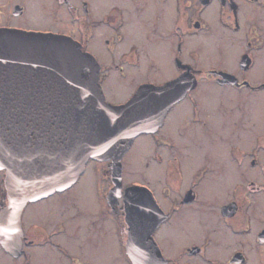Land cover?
I'll list each match as a JSON object with an SVG mask.
<instances>
[{
  "label": "flooded vegetation",
  "instance_id": "1",
  "mask_svg": "<svg viewBox=\"0 0 264 264\" xmlns=\"http://www.w3.org/2000/svg\"><path fill=\"white\" fill-rule=\"evenodd\" d=\"M1 28L74 39L113 104L143 85L185 86L134 139L153 145L145 171L159 166L158 186L125 182L133 141L120 186L115 159L92 158L4 226L0 170V264H135L136 253L146 264H264V0H0ZM209 86L220 88L217 109ZM126 200L142 202L141 227Z\"/></svg>",
  "mask_w": 264,
  "mask_h": 264
},
{
  "label": "water",
  "instance_id": "2",
  "mask_svg": "<svg viewBox=\"0 0 264 264\" xmlns=\"http://www.w3.org/2000/svg\"><path fill=\"white\" fill-rule=\"evenodd\" d=\"M182 81L143 85L125 103L113 104L94 56L74 39L1 28L0 169L10 209L4 226L15 224L28 201L73 184L90 158H114L120 186L121 158L136 136L157 129L183 92ZM126 190L152 197L145 186ZM126 203L133 226L141 227L142 202ZM139 255L133 254L134 263L146 264Z\"/></svg>",
  "mask_w": 264,
  "mask_h": 264
},
{
  "label": "rangeland",
  "instance_id": "3",
  "mask_svg": "<svg viewBox=\"0 0 264 264\" xmlns=\"http://www.w3.org/2000/svg\"><path fill=\"white\" fill-rule=\"evenodd\" d=\"M112 85V84H111ZM128 84H121L117 87L112 86L113 88V94L112 95L115 99L120 100L124 99L126 96L122 94L123 90H127ZM131 87H129L130 89ZM209 91L215 92L214 95H212V98L210 100L211 105L214 109H217L221 107L220 100H218V93L220 92V88L209 86ZM217 113H220L219 110H216ZM144 137L138 138L134 141L129 151L126 153L124 160L126 161V172L124 173V180L125 182L129 181H136L139 183H144L146 181H149L150 184H155L158 186L157 182V173L156 171H159L156 167V163H152L151 168H149L147 171H145V164L146 161L150 159V154L153 151V145H150V148L146 147L143 144ZM216 150H220L219 148Z\"/></svg>",
  "mask_w": 264,
  "mask_h": 264
},
{
  "label": "bare ground",
  "instance_id": "4",
  "mask_svg": "<svg viewBox=\"0 0 264 264\" xmlns=\"http://www.w3.org/2000/svg\"><path fill=\"white\" fill-rule=\"evenodd\" d=\"M143 144H144L146 147H148V145H147L148 142H147L145 139L143 140Z\"/></svg>",
  "mask_w": 264,
  "mask_h": 264
}]
</instances>
